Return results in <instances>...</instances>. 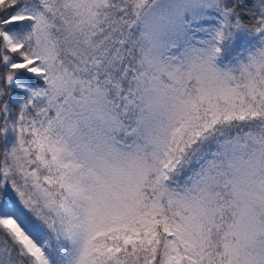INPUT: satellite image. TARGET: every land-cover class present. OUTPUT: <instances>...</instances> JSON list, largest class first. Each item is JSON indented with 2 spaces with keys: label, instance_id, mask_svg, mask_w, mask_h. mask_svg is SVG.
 <instances>
[{
  "label": "snow or ice",
  "instance_id": "6c2138e0",
  "mask_svg": "<svg viewBox=\"0 0 264 264\" xmlns=\"http://www.w3.org/2000/svg\"><path fill=\"white\" fill-rule=\"evenodd\" d=\"M0 264H264V0H0Z\"/></svg>",
  "mask_w": 264,
  "mask_h": 264
},
{
  "label": "trees",
  "instance_id": "16d2710c",
  "mask_svg": "<svg viewBox=\"0 0 264 264\" xmlns=\"http://www.w3.org/2000/svg\"><path fill=\"white\" fill-rule=\"evenodd\" d=\"M247 2L250 4L252 2V0H247Z\"/></svg>",
  "mask_w": 264,
  "mask_h": 264
}]
</instances>
